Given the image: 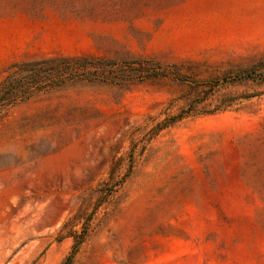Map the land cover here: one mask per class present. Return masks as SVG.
<instances>
[{
	"label": "rangeland",
	"instance_id": "obj_1",
	"mask_svg": "<svg viewBox=\"0 0 264 264\" xmlns=\"http://www.w3.org/2000/svg\"><path fill=\"white\" fill-rule=\"evenodd\" d=\"M60 56L106 79L0 118V264H264V0H0V82Z\"/></svg>",
	"mask_w": 264,
	"mask_h": 264
},
{
	"label": "trees",
	"instance_id": "obj_2",
	"mask_svg": "<svg viewBox=\"0 0 264 264\" xmlns=\"http://www.w3.org/2000/svg\"><path fill=\"white\" fill-rule=\"evenodd\" d=\"M102 69L104 64L88 57H49L13 64L0 82V118L17 101L73 81L106 79ZM73 255L74 252L61 264H73Z\"/></svg>",
	"mask_w": 264,
	"mask_h": 264
}]
</instances>
